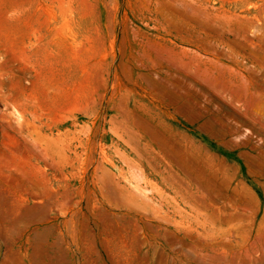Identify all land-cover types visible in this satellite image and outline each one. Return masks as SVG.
Masks as SVG:
<instances>
[{"label":"rangeland","instance_id":"obj_1","mask_svg":"<svg viewBox=\"0 0 264 264\" xmlns=\"http://www.w3.org/2000/svg\"><path fill=\"white\" fill-rule=\"evenodd\" d=\"M0 264H264V0H0Z\"/></svg>","mask_w":264,"mask_h":264}]
</instances>
